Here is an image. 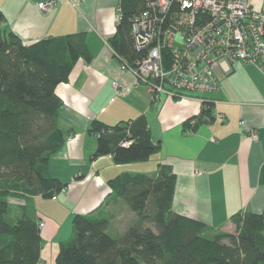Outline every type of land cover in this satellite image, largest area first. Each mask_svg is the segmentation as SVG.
Instances as JSON below:
<instances>
[{
	"label": "crops",
	"instance_id": "crops-1",
	"mask_svg": "<svg viewBox=\"0 0 264 264\" xmlns=\"http://www.w3.org/2000/svg\"><path fill=\"white\" fill-rule=\"evenodd\" d=\"M48 1L53 5L40 9ZM247 1L254 8L264 5V0ZM0 13V26L24 45L81 34L89 57H80L67 81L55 88L61 101L56 125L66 140L50 157L47 173L66 188L53 199L18 191L8 199L12 217L24 206L26 215L43 223L38 264H55L58 244L70 238L76 214L106 220L108 232L117 236L136 221L108 186L121 174L154 177L160 166L169 167L176 177L171 210L210 227L208 236L233 232L230 217L239 211H262L264 73L258 67L236 62L216 71L218 89L204 96L212 99V120L187 124L200 113L202 95L152 100L146 85L121 68L108 43L119 18L118 0H0ZM138 116L145 117L158 144L148 160L116 165L109 155L92 159V121L114 125Z\"/></svg>",
	"mask_w": 264,
	"mask_h": 264
},
{
	"label": "trees",
	"instance_id": "trees-1",
	"mask_svg": "<svg viewBox=\"0 0 264 264\" xmlns=\"http://www.w3.org/2000/svg\"><path fill=\"white\" fill-rule=\"evenodd\" d=\"M153 1L118 0L119 18L108 43L120 63L135 67L145 56V49H136L131 27L134 17L153 11ZM80 57L89 58L81 34L24 45L0 26V264L40 261L42 222L26 215L24 206L12 217L8 199L14 191L53 199L66 188L47 173L50 157L66 140L56 125L61 101L55 88L67 81ZM211 103L203 102L198 116L186 123L211 121ZM88 131L96 137L92 159L109 155L116 165L130 164L148 160L158 149L144 116L114 125L94 120ZM175 181L166 166L154 177L110 179L111 193L136 221L113 239L106 220L76 214L70 238L58 244L55 264H264V207L260 213L233 214V232L208 236L210 227L171 210Z\"/></svg>",
	"mask_w": 264,
	"mask_h": 264
},
{
	"label": "built area",
	"instance_id": "built-area-1",
	"mask_svg": "<svg viewBox=\"0 0 264 264\" xmlns=\"http://www.w3.org/2000/svg\"><path fill=\"white\" fill-rule=\"evenodd\" d=\"M52 5L48 1L39 7ZM150 7L153 11L134 17L131 27L136 49H145V56L135 67L120 64L146 85L152 100L199 94L202 104L212 102L204 96L218 89L216 71L236 62L264 73V5L254 8L247 0H154ZM251 138L256 140L254 134Z\"/></svg>",
	"mask_w": 264,
	"mask_h": 264
},
{
	"label": "rangeland",
	"instance_id": "rangeland-1",
	"mask_svg": "<svg viewBox=\"0 0 264 264\" xmlns=\"http://www.w3.org/2000/svg\"><path fill=\"white\" fill-rule=\"evenodd\" d=\"M246 64H248V63H246ZM195 96L196 95H199V94H194ZM14 193H15V191H14ZM109 234H110V236L113 238V239H116V238H119L120 236H117L116 234H114L112 231H109Z\"/></svg>",
	"mask_w": 264,
	"mask_h": 264
},
{
	"label": "water",
	"instance_id": "water-1",
	"mask_svg": "<svg viewBox=\"0 0 264 264\" xmlns=\"http://www.w3.org/2000/svg\"><path fill=\"white\" fill-rule=\"evenodd\" d=\"M155 145H158V144L155 143Z\"/></svg>",
	"mask_w": 264,
	"mask_h": 264
}]
</instances>
